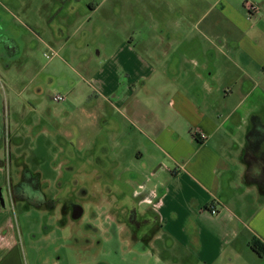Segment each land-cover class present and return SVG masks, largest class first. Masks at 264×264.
Segmentation results:
<instances>
[{"label": "crops", "instance_id": "crops-1", "mask_svg": "<svg viewBox=\"0 0 264 264\" xmlns=\"http://www.w3.org/2000/svg\"><path fill=\"white\" fill-rule=\"evenodd\" d=\"M55 1L48 24L67 10L78 9L82 0H74L77 6L73 0ZM158 1L163 5L166 0ZM167 1L171 3L167 11L186 10L187 0ZM36 2L38 10L48 4V0ZM246 2L257 5L259 12L251 15ZM7 4L19 11L24 7L15 0H0V73L4 76L12 72L14 60L3 52L2 41L15 44L12 36L5 38L1 19V10H9ZM196 4L205 6V28L212 33L205 35V47L178 50L175 34L162 30L144 40L154 43L152 49L124 44L111 55L108 68L119 72L122 80L117 86L107 69L98 85L126 122L119 127L107 121L105 158L95 161L105 163L110 179L119 169L125 172L123 182L133 192L125 197L128 205L123 211L133 227L144 228L140 239L144 254L151 249L158 252L156 243L163 245L164 258L157 264H264V255L251 248L253 240L264 244V198L258 187L246 184L242 160L251 117L258 116L264 123V0H196ZM29 6L33 10L34 2ZM88 7L92 12L99 9L93 2ZM157 8L149 7L154 12ZM159 17L161 26L174 27L168 25V17ZM128 41L134 42L133 38ZM13 49L8 46L9 52ZM2 80L0 117L3 113L8 117L11 107L28 100L24 95L28 88L18 91ZM3 135L4 141L5 135L10 136L6 126ZM83 154L80 158L71 154L67 163L64 160L59 178L92 165L88 154ZM128 155L133 157L130 166ZM0 168L1 187V173L8 168L5 158ZM78 176L82 174L75 173ZM2 192L0 188V264H21L13 214ZM8 198L13 207L10 185ZM212 205L217 215L210 213Z\"/></svg>", "mask_w": 264, "mask_h": 264}, {"label": "rangeland", "instance_id": "rangeland-1", "mask_svg": "<svg viewBox=\"0 0 264 264\" xmlns=\"http://www.w3.org/2000/svg\"><path fill=\"white\" fill-rule=\"evenodd\" d=\"M15 2L22 4L23 10L9 4L5 5L9 10H1L5 38L12 36L15 44L2 41L3 52L14 62L10 75L0 73V77L2 83L8 81L15 90L27 87L24 95L28 100L11 107L8 117L4 113L0 117V160L5 158L8 167V177L1 173L0 188L13 214L21 264H157L164 258L163 245L156 243L158 252L151 249L144 254L140 241L144 228L133 227L123 211L128 205L125 197L133 192L123 182L125 172L119 169L110 179L105 163L95 161L96 157L105 158L107 121L113 120L119 127L126 122L124 115L107 103L98 84L108 69L118 86L122 77L108 68L113 62L111 55L125 48L124 44L135 49L150 45L152 49L154 43L144 40L160 35L162 30L167 32L164 34H175L178 50L205 47V35L212 36L205 28V6L187 0L186 10L167 11L171 7L167 0L163 5L158 0H82L78 9L67 10L61 19L48 24L46 19L54 13L51 8L55 0H48L47 6L39 10L36 0ZM30 2H34L33 10H29ZM89 2L98 11L92 12ZM154 5L158 7L156 12L149 9ZM144 6L146 15L142 13ZM26 14L33 20H28ZM160 15L165 20L168 17V25L174 27L161 26ZM35 21L39 25H34ZM132 38L134 42L128 41ZM190 39L192 42H188ZM8 46L14 49L9 52ZM132 91L137 96V91ZM57 95L66 100L55 102ZM147 97L139 96L150 101ZM5 126L10 136L5 135L4 141ZM119 142L121 145L122 140ZM83 153L88 154L92 165L59 178L71 154L80 158ZM130 156L126 158L128 166L132 165ZM25 169L40 174L43 193L57 202L56 212L35 209L20 201L11 206L8 186L16 187ZM75 173L82 177L76 178ZM119 177L121 180H117ZM68 197L84 206L81 218L72 219L64 212Z\"/></svg>", "mask_w": 264, "mask_h": 264}, {"label": "trees", "instance_id": "trees-1", "mask_svg": "<svg viewBox=\"0 0 264 264\" xmlns=\"http://www.w3.org/2000/svg\"><path fill=\"white\" fill-rule=\"evenodd\" d=\"M250 124L242 157L246 166L245 182L249 186L258 187L264 198V123L260 117L253 116ZM41 184L40 174L25 169L22 181L12 188L15 202H25L29 207L54 212L56 202L45 198L43 193H40L42 192ZM36 197L39 199L37 200ZM251 248L258 255H264V244L258 240L252 241Z\"/></svg>", "mask_w": 264, "mask_h": 264}, {"label": "flooded vegetation", "instance_id": "flooded-vegetation-1", "mask_svg": "<svg viewBox=\"0 0 264 264\" xmlns=\"http://www.w3.org/2000/svg\"><path fill=\"white\" fill-rule=\"evenodd\" d=\"M40 193L42 194L43 190ZM43 195L45 196V198H47L44 193H43ZM135 197L138 199L140 196H135ZM49 200H54V199H49ZM56 209H57V202H56L55 210ZM55 210H54V212H55ZM64 212L68 215L70 214L69 217H71L72 219H79L84 215L85 209H84V206L82 204L73 200L72 197H68L67 202L64 205ZM133 221L138 227L141 226V224L138 223L136 219H133Z\"/></svg>", "mask_w": 264, "mask_h": 264}, {"label": "built area", "instance_id": "built-area-1", "mask_svg": "<svg viewBox=\"0 0 264 264\" xmlns=\"http://www.w3.org/2000/svg\"><path fill=\"white\" fill-rule=\"evenodd\" d=\"M245 6H246V9L247 11L252 15V14H255V13H258L259 12V8L257 5L253 4V3H250V2H246L245 3ZM54 55L57 56V53L54 52ZM53 100L57 103H61V102H64L66 99L65 97L61 96V95H57L53 98ZM210 213L212 215H217L218 214V210L216 208L215 205H212L211 208H210Z\"/></svg>", "mask_w": 264, "mask_h": 264}]
</instances>
